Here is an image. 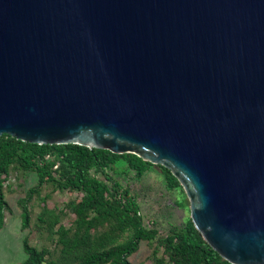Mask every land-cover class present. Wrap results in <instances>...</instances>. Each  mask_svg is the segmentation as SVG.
<instances>
[{
    "label": "water",
    "instance_id": "water-1",
    "mask_svg": "<svg viewBox=\"0 0 264 264\" xmlns=\"http://www.w3.org/2000/svg\"><path fill=\"white\" fill-rule=\"evenodd\" d=\"M133 154L229 264H264V0H0V137Z\"/></svg>",
    "mask_w": 264,
    "mask_h": 264
},
{
    "label": "trees",
    "instance_id": "trees-1",
    "mask_svg": "<svg viewBox=\"0 0 264 264\" xmlns=\"http://www.w3.org/2000/svg\"><path fill=\"white\" fill-rule=\"evenodd\" d=\"M154 165L133 154H112L106 150L67 145H36L8 135L0 137V231L9 211L5 189L11 174L33 173L36 184L17 201L21 230L30 227L29 204L37 200L39 212L35 230L42 245L21 242L25 259L21 264H132L131 258L146 244L147 264H229L201 238L190 218L164 233L143 225L137 196L121 179L140 181ZM168 191L178 190L183 207L185 194L172 174L157 166ZM67 192L62 208H49L48 193ZM68 220L64 225L63 221Z\"/></svg>",
    "mask_w": 264,
    "mask_h": 264
},
{
    "label": "rangeland",
    "instance_id": "rangeland-1",
    "mask_svg": "<svg viewBox=\"0 0 264 264\" xmlns=\"http://www.w3.org/2000/svg\"><path fill=\"white\" fill-rule=\"evenodd\" d=\"M36 176L33 173L11 174L8 187L5 189V199L9 206V211L5 213V226L0 231V264H21L25 259L21 242L27 238L29 243L42 245L40 234L35 230V217L39 212L37 200L29 204L32 211L30 227L21 230L20 209L17 201L24 197L23 192L36 184ZM123 186L129 185L133 193L137 196L140 207V215L143 218V225L150 227L152 221L156 224V229L164 234L170 226H181L185 219L189 217V203L184 200L183 207L178 206V202L183 201L178 190L168 191L163 182L161 171L157 166L147 171L140 181L131 179V176L120 180ZM49 195L47 205L49 208H62L70 199L76 198V194L71 196L65 191L60 193H50L44 188L41 195ZM186 197V196H185ZM64 225L68 220L63 221ZM149 255L146 244H141L138 252L130 259L132 264H147L145 259Z\"/></svg>",
    "mask_w": 264,
    "mask_h": 264
}]
</instances>
